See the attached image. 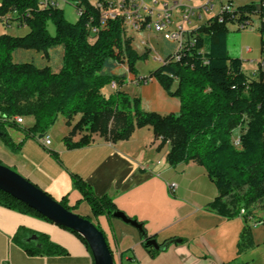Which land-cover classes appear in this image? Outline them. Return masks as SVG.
Wrapping results in <instances>:
<instances>
[{"label":"trees","instance_id":"trees-1","mask_svg":"<svg viewBox=\"0 0 264 264\" xmlns=\"http://www.w3.org/2000/svg\"><path fill=\"white\" fill-rule=\"evenodd\" d=\"M65 1L75 8L78 18L74 24L65 20L57 0H0V25L27 28L21 37L0 35V131L5 133L4 127L16 128L24 139H36L59 119L69 123L78 116L69 135L62 139L65 147L72 150L87 146L94 134L115 143L128 140L136 129L150 127L154 137L160 139L159 147L169 143L166 161L170 167L194 162L205 170L217 196L203 210L225 220L242 219L237 257L227 264H247L240 256L257 246L251 225L264 224V72L258 64L254 72L246 75L241 60L228 55L226 25L250 26L257 17L259 36L264 35L262 0L208 19L193 31L178 60L168 57L149 75L168 96L179 101L178 114L167 116L141 110L139 98L121 91L126 78L114 74L117 67L125 66L128 74L135 76L136 62L148 55L147 51L138 54L133 49L121 15L107 18L101 27V11L91 0ZM49 23L54 27L53 36L48 32ZM95 29L97 32L92 31ZM262 43L260 51L264 54ZM56 50H60V58L54 67L49 54ZM27 53L48 55V62L37 66L15 58L16 54ZM111 83L116 89L105 96L102 89ZM14 117L32 118L34 123L23 128L12 121ZM236 130L237 142L233 138ZM76 133L83 135L74 143L71 138ZM1 140L11 146L7 135ZM50 156L60 163L56 153ZM70 177L80 200L72 207L60 201L65 209L74 212L85 202L92 218L108 220L121 212L110 197H97L80 177ZM0 207L49 222L1 191ZM241 210L245 212L243 217H239ZM137 223L145 232L144 223ZM66 231L77 236L89 252L80 236ZM151 239L155 240V236L140 234L150 258L170 245L185 242L171 238L163 241L162 249L157 251L147 244ZM25 251L29 255L63 253L48 241L43 250Z\"/></svg>","mask_w":264,"mask_h":264},{"label":"crops","instance_id":"crops-1","mask_svg":"<svg viewBox=\"0 0 264 264\" xmlns=\"http://www.w3.org/2000/svg\"><path fill=\"white\" fill-rule=\"evenodd\" d=\"M91 1L94 3L95 0ZM160 1L171 5L178 0ZM260 1L190 0L188 3L198 15L194 24L199 27L216 16L225 4L237 8ZM117 12L121 14V11ZM258 27L257 17L247 28L235 23L226 25L228 55L241 60L246 75L254 72L261 63L264 72ZM130 36L132 47L138 54L148 52L147 59L138 62L144 66L146 73L141 77L138 74L132 76L125 66H120L121 74L126 78V85L121 91L132 98H139L145 112L161 116L178 114V99L168 96L157 81L149 77L168 57H172L174 45L149 31L132 32ZM114 74H119L118 70ZM115 89L107 86L102 93L108 96ZM78 119L77 116L69 123L59 119L47 131L55 138V142L51 141L47 148L42 146L39 138L24 139L22 132L16 128L4 127L11 146L0 139V164L36 185L54 200H65L68 207L80 200L70 177L71 174L76 175L92 188L97 197H110L119 211L143 222L146 235L155 236L157 244L171 238L185 241L170 245L150 258L136 229L114 218L94 219L87 204L81 202L74 213L91 217V222L103 233L104 229L111 231L115 256L119 258L123 253L119 259L123 264H227L237 257L236 243L243 221L241 218L225 220L203 210V206L217 196V191L201 166L194 162L176 167H170L168 163L163 165L170 145L167 142L159 147L160 139L154 137L148 126L136 129L126 141L112 143L94 134L87 146L68 150L62 139L69 135ZM33 123L32 118H23L20 126L29 128ZM82 135L76 133L71 141L77 142ZM233 138L237 142V130L233 132ZM51 152L56 153L60 163L50 156ZM172 183L176 185L174 193L168 189ZM251 232L256 245L264 241V234L257 235V228H252ZM47 241L63 253L29 255L25 251L26 248L43 250ZM258 256L251 250L240 256V260L252 264L250 259L257 261ZM91 263L90 253L74 234L33 216L0 207V264Z\"/></svg>","mask_w":264,"mask_h":264},{"label":"built area","instance_id":"built-area-1","mask_svg":"<svg viewBox=\"0 0 264 264\" xmlns=\"http://www.w3.org/2000/svg\"><path fill=\"white\" fill-rule=\"evenodd\" d=\"M190 0H178L169 5L160 0H95V6L101 11V27L109 20L105 18V10L121 11L122 20H126L125 29L129 32L149 31L162 37L164 41L174 45L172 58L178 60V54L185 47L188 40L192 39L193 31L197 28L194 24L198 15L194 7L188 3ZM43 7L47 6L46 2L42 3ZM264 7V0H262ZM106 7V8H105ZM207 9V8H206ZM234 11V7L223 5L217 15L228 14ZM200 17V16H199ZM241 28H247L240 26ZM92 31H96L92 30ZM262 41L261 48L264 51V35L260 37ZM262 68V64H260ZM115 88V84H110ZM17 125H22L23 118L14 117L12 119ZM43 147H49L51 138L46 133L39 139ZM175 184L168 185L170 193H174ZM245 215L244 210L239 212V217ZM255 227L256 225H251Z\"/></svg>","mask_w":264,"mask_h":264},{"label":"water","instance_id":"water-1","mask_svg":"<svg viewBox=\"0 0 264 264\" xmlns=\"http://www.w3.org/2000/svg\"><path fill=\"white\" fill-rule=\"evenodd\" d=\"M5 136L6 133L0 131V139ZM38 138L40 139L41 136ZM0 191L27 206L50 223L80 236L89 249L93 264H114L102 231L98 230L88 219L65 209L36 185L2 164H0ZM113 218L136 229L141 236L144 235L145 232L141 225L124 213H114ZM147 244L154 250L162 249L160 244H157L153 239L149 240Z\"/></svg>","mask_w":264,"mask_h":264},{"label":"rangeland","instance_id":"rangeland-1","mask_svg":"<svg viewBox=\"0 0 264 264\" xmlns=\"http://www.w3.org/2000/svg\"><path fill=\"white\" fill-rule=\"evenodd\" d=\"M57 3H58L59 9L63 12V16H64L65 20L68 23L74 24L77 21L78 17H77V14H76V11H75V8L73 7V5L71 3L65 1V0H57ZM105 13H111L112 15L113 14H116V15L119 14V12L114 11V10H105ZM47 28H48L49 34L51 36H53L54 35V27H53V25L51 23H49ZM0 33L2 35L3 34H7V35H10V36H14V37H21V36H24L27 33V28L17 27L14 24L10 25L7 28H4L3 26L0 25ZM19 53H23V52H19ZM31 53H34V52H31ZM23 55L24 56L19 54V56H18L16 54L15 58L17 60H20V61H30V62L36 64L37 66H42V65H44L45 63L48 62V55L46 57L43 56L42 54H36V53L35 54L27 53V54H23ZM260 55H261V59L264 60V54L260 53ZM49 56H51V58H52V60H51L52 65L54 67H56V65H58V63H59L60 50H56L54 52H50ZM146 59H147V57L144 60H142V61H137L136 62V64H135V72H136V75L138 74L137 76L141 77L142 75H145L146 71H145L144 66L142 64H139L138 62H143ZM138 64H139V66H138ZM116 70H118L119 74H121V72H122L121 71V67L118 66ZM140 108H141V110H143L142 103H140ZM25 123H27V122H25ZM49 136L51 138V141L55 142L54 136L52 134L49 135ZM165 163H167L166 160L163 161V165ZM258 213L259 214L261 213V208L260 207H258ZM75 214H77V213H75ZM78 216H80V215H78ZM80 217L84 218L83 216H80ZM89 218L90 219H88V220L91 222V217H89ZM94 226L96 228H98V230H100V231L102 230L97 225H94ZM253 228L255 230H256V228L258 229L257 235L259 234V235L262 236L264 234V224H259L257 227H253ZM104 234H105L104 236L106 238L108 246H109L110 250L112 251V257H113L114 264H123L122 262L119 261V258L117 256H115L114 242H113V236H112L111 231H108V230L104 229ZM255 249H253L255 251V253L259 254V256L257 257V261L253 262L250 259L249 262H251L252 264H264V261H263V259H264V241H262L259 245H257Z\"/></svg>","mask_w":264,"mask_h":264},{"label":"bare ground","instance_id":"bare-ground-1","mask_svg":"<svg viewBox=\"0 0 264 264\" xmlns=\"http://www.w3.org/2000/svg\"><path fill=\"white\" fill-rule=\"evenodd\" d=\"M116 14H111V13H105V18L107 19V18H112L113 16H115ZM121 15V14H120ZM125 23H126V20L124 21V25H125Z\"/></svg>","mask_w":264,"mask_h":264}]
</instances>
